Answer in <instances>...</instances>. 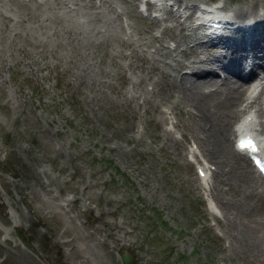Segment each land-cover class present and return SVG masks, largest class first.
Wrapping results in <instances>:
<instances>
[{"label": "rangeland", "instance_id": "374dc122", "mask_svg": "<svg viewBox=\"0 0 264 264\" xmlns=\"http://www.w3.org/2000/svg\"><path fill=\"white\" fill-rule=\"evenodd\" d=\"M63 1L0 0V232L10 239L0 264H122L118 248L132 264H252L229 249L225 213L236 199L243 219L264 218V191L255 184V195L231 190L219 201L213 174L205 186L187 158L191 140L200 146L181 134L188 115L170 101L177 60L207 55L215 40L202 42L191 18L151 20L140 0H109L114 9L79 18L93 38L77 43L67 30L80 14L71 8L70 18ZM249 1L262 11L264 0ZM104 16L121 26L118 49Z\"/></svg>", "mask_w": 264, "mask_h": 264}, {"label": "bare ground", "instance_id": "6f19581e", "mask_svg": "<svg viewBox=\"0 0 264 264\" xmlns=\"http://www.w3.org/2000/svg\"><path fill=\"white\" fill-rule=\"evenodd\" d=\"M108 1L109 0H65V2L63 1L64 7L70 18H73L71 17V15L72 16L75 15L73 10L79 11L80 14L79 17L76 16L78 20H76L75 23L71 22L67 30L71 33L72 32L74 33V39L76 40L77 43L79 37L82 39L86 37L85 40L91 39L92 37L91 28L88 27V23L87 22H86L87 24L79 23V18L81 19L85 18L86 14L89 11H93L98 7H101L100 11L102 14L105 10L104 8L108 9L110 7L111 9H114L113 7H111L110 5L111 3ZM129 1L133 2L135 0H129ZM62 4L63 3H61V5ZM87 4H89V6H86ZM175 4L176 2L173 3V5ZM195 6L196 4L188 1L184 3L177 2L176 8L178 9L177 11H179L180 9H185L186 11H189V10H193ZM162 7L166 11V16L163 17L162 19L177 18L175 14V12L177 11L173 13L172 7L169 8L166 5H162ZM162 7H158V10L162 9ZM71 8H73L72 10L73 13L70 12ZM222 8L224 9L226 8V10L229 11L227 19L230 20L235 25V27L239 25L237 32L241 33L242 40L240 42H236V41H231L228 38L216 36L218 37L216 39V42L211 44L209 47L211 52H207L208 53L207 55L205 53L204 54L205 57L204 55L199 56L197 51H192L193 54V57L191 56L192 58L186 57V60H177V64H176V66L178 65L177 69L176 66L171 69V70L174 69L175 73L177 74L174 75L175 78L174 80L171 78L172 80L170 84V89H173L172 93H170L171 94L170 101L172 103V106L173 107L178 106L179 108L183 109V112L187 114L189 118V120H182L183 128L179 126L178 123L179 120L177 118L176 123L178 127H180L181 129V134L183 136L190 135L194 137V139L195 138L199 139L200 146L198 145L196 140L193 141L197 143L201 151V155L203 156L205 161L212 163L211 161L215 160L218 163V169L216 168V170L212 173L213 179L211 178L212 182H211L210 190L215 194V196L219 201L222 200L221 197H223L225 193L231 190H239L240 192L243 193L246 192L253 193V187L255 186V184L257 185L255 186L256 188L259 187L258 190L256 189L257 191H262V192L264 191V182L262 177L259 175V173H257L253 165L249 164V162L245 157L243 158L241 157L242 156L241 152L237 151L234 148V146L232 147L230 143V137L232 131L234 133L235 131L237 133L248 131L249 127H252L253 125V122L255 120L254 116L256 118H260V120H258V123L260 125L261 131L264 133V119H263L264 98H262V94H264V47L262 46V44H264V5L262 6L263 8L262 11H260L256 3L251 2L249 0H242L233 7L224 4ZM189 17H191V13L188 14L187 18ZM101 21L103 22L101 26L106 24L109 27L107 31L111 35L110 40H111V44H113L112 47L114 49H118L119 48L118 46L120 44L122 45L124 44L122 40H120L123 39L124 41L122 33H119V31L121 30V26L117 22L116 24H114L109 19H106L105 16L103 17V19H101ZM246 22L248 24H246ZM243 25L246 26L248 25L247 27L250 29L249 33L247 28L246 29L241 28V26ZM103 30L106 31V28H103ZM255 31H256L255 38H253L252 35ZM168 35L165 37H169ZM150 38L152 40L154 39L155 41L159 40L158 38H156L155 35L152 34V32ZM194 42H195L194 46L197 49L199 44L196 42H200V41H194ZM159 43L161 47L158 46V48H162V47L166 48V46L165 45L163 46L161 42ZM222 49H225V53L222 52ZM144 53L146 52L144 51ZM127 55L129 57V54ZM144 67L142 66L139 69V65H134L133 70L136 69L142 70V68L145 69ZM257 67H259L263 71V75L260 77L256 76ZM185 68H189L190 73L188 72L182 73V70ZM243 68H246L247 71H245L242 74ZM218 69L222 70L221 72L230 73L233 77L232 76L229 77L228 74L226 75L224 74L222 78L216 79L214 77L216 74L213 76L212 73L216 72ZM261 70L260 72H262ZM186 71L188 70L186 69ZM124 78L126 80H129V76L128 77L125 76ZM151 80L148 83H151ZM155 82H157V80ZM258 88H260L258 94L252 97V94L256 92ZM167 95L169 94H166V96ZM174 98H176V100L179 101L178 103H181L180 106L175 105L176 101ZM167 101L169 100L167 99L165 101V104H167L166 103ZM253 106L255 107L254 108L255 114H253L252 110L248 111V108ZM246 111L248 112L244 114V112ZM239 114L240 115L243 114V116L233 128L232 123ZM173 139L175 142L178 141L175 137ZM194 155L196 158L197 153L195 152ZM237 156H240L242 158V160L241 158H239L240 161H238V163L236 161ZM263 157H264V151H263ZM204 170L206 171V169ZM236 179L237 181H239V185L241 186L234 185L235 184L234 181ZM227 203L228 205L232 204L231 202H227ZM234 203H237L236 210H232V214L225 213L226 219L224 220L225 234L230 239L229 249L233 250L237 255H240L242 259L247 258V261L252 264H264V218H262V216L257 218L256 216L255 217L250 216L251 218L243 219L241 217L242 212L240 211V207L238 206V202L236 199Z\"/></svg>", "mask_w": 264, "mask_h": 264}, {"label": "water", "instance_id": "95a60500", "mask_svg": "<svg viewBox=\"0 0 264 264\" xmlns=\"http://www.w3.org/2000/svg\"><path fill=\"white\" fill-rule=\"evenodd\" d=\"M119 253L121 256L122 264H130L132 262V258L127 252H125L124 250H120Z\"/></svg>", "mask_w": 264, "mask_h": 264}]
</instances>
